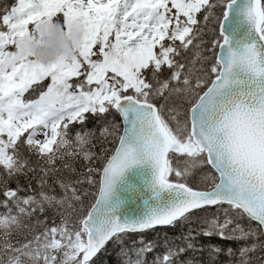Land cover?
Instances as JSON below:
<instances>
[{
    "label": "snow or ice",
    "instance_id": "6c2138e0",
    "mask_svg": "<svg viewBox=\"0 0 264 264\" xmlns=\"http://www.w3.org/2000/svg\"><path fill=\"white\" fill-rule=\"evenodd\" d=\"M90 120L111 149L92 150ZM197 168L203 187L189 183ZM137 200L143 214L129 215ZM0 209V264H97L135 234L124 264H147L145 233L193 222L152 264H185L200 237L253 241L238 253L252 264L264 252V0L0 7Z\"/></svg>",
    "mask_w": 264,
    "mask_h": 264
},
{
    "label": "trees",
    "instance_id": "16d2710c",
    "mask_svg": "<svg viewBox=\"0 0 264 264\" xmlns=\"http://www.w3.org/2000/svg\"><path fill=\"white\" fill-rule=\"evenodd\" d=\"M14 3V0H0V7L4 6H10L11 4ZM59 15V14H58ZM56 19V18H54ZM209 29L213 27L212 24H210ZM199 67V65H197ZM25 98H28V94H25ZM109 119H112V117H109ZM116 123L120 125L121 127L118 129V132L121 133L122 125L119 117H116ZM88 128L94 129L97 131V138L94 141L95 147L92 149L96 153H100L101 148H108L111 149L113 145L108 142L111 140V137L108 138V141L103 140L102 138L99 137V129L103 127V124L101 122L95 121V120H90L87 124ZM79 128V126H78ZM78 130V129H77ZM76 164V165H75ZM73 166L77 169L76 175H79L80 173H85L86 172V166L85 162L82 160L75 161ZM97 167H99V163L96 164ZM208 171L207 168H197L194 170L193 175L189 177V183L193 184L194 186H200L203 187L204 185L201 183L202 178L204 174ZM17 182H19L21 185L27 184L29 181L24 178L20 177L18 180L13 179L9 181V186L15 188L17 185ZM32 188L35 191H39V187L37 185V181L35 178L32 179L31 181ZM83 187L87 188L90 192H94L95 189L88 186L84 185ZM58 191V189H57ZM87 202H94V197H88ZM226 207V206H225ZM2 211V209H0ZM215 212V209H213L211 212L206 213L205 215H211ZM219 216H223L222 212H217L216 213ZM49 217L53 215L52 211L49 210L47 213ZM59 218L57 217V220ZM189 227H197V224L193 222L191 226L189 225H180L175 228H157L153 231H149L144 234V238L146 241H152L154 242L157 247L155 248V251L153 253H149L147 256V264H152L153 258L157 254H161L164 250L165 242L168 244H180L181 243V238L182 236L187 232ZM139 234H135L131 237V239H128L124 242L123 245H118V244H109L107 246V250L103 251L97 260L98 264H124V256L120 252L121 247H131L132 240L138 239ZM172 236V237H171ZM174 238V239H173ZM239 242V243H238ZM253 241H222L219 240L218 238H204L200 237L197 240L198 245L202 244L204 246V250L202 252L197 251V252H192L189 251L185 254L184 256V261L185 264H188V262H191V264H239V248L246 244H251ZM241 244V245H240ZM209 245H215L219 248H221L223 251H221L219 254L212 255L210 254L209 250ZM232 248L233 252L235 253L234 255H227V249ZM207 252V253H206ZM189 256V257H188ZM263 256V252H257L255 255L252 257V264H261L260 262V257ZM135 259V256L132 257ZM222 261V262H221ZM199 262V263H198Z\"/></svg>",
    "mask_w": 264,
    "mask_h": 264
},
{
    "label": "water",
    "instance_id": "95a60500",
    "mask_svg": "<svg viewBox=\"0 0 264 264\" xmlns=\"http://www.w3.org/2000/svg\"><path fill=\"white\" fill-rule=\"evenodd\" d=\"M121 124L123 125V121L122 120H121ZM122 131H123V127H122V130H121V134H122ZM125 210H126V212L129 215H137V216L138 215H142L144 210H145L143 201L137 200L134 203H130V204L125 206ZM263 256H264V252H263Z\"/></svg>",
    "mask_w": 264,
    "mask_h": 264
},
{
    "label": "bare ground",
    "instance_id": "6f19581e",
    "mask_svg": "<svg viewBox=\"0 0 264 264\" xmlns=\"http://www.w3.org/2000/svg\"><path fill=\"white\" fill-rule=\"evenodd\" d=\"M76 165V164H75ZM172 237V236H171ZM174 239V238H173ZM239 243V242H238ZM241 245V244H240ZM205 246V245H204ZM229 248V247H228ZM240 249V248H239ZM207 253V252H206ZM186 257V256H185ZM189 257V256H188ZM222 262V261H221ZM199 263V262H198ZM98 264V263H97Z\"/></svg>",
    "mask_w": 264,
    "mask_h": 264
}]
</instances>
